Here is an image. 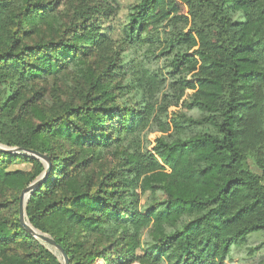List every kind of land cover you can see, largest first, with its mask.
<instances>
[{"label":"trees","instance_id":"obj_1","mask_svg":"<svg viewBox=\"0 0 264 264\" xmlns=\"http://www.w3.org/2000/svg\"><path fill=\"white\" fill-rule=\"evenodd\" d=\"M114 3L0 0V143L50 161L26 218L68 264H224L264 230V0H140L119 43ZM44 168L0 151V264H62L19 220Z\"/></svg>","mask_w":264,"mask_h":264},{"label":"rangeland","instance_id":"obj_2","mask_svg":"<svg viewBox=\"0 0 264 264\" xmlns=\"http://www.w3.org/2000/svg\"><path fill=\"white\" fill-rule=\"evenodd\" d=\"M70 0H60L59 11L64 10L66 3ZM74 1V0H71ZM140 0H115L113 7L108 12V16L104 17L98 22L100 27V32L105 35L114 43H119L123 38L124 28L128 22V13L131 6L139 3ZM128 56L127 52H125ZM161 67V74L165 77L166 86L164 90L166 91L168 87V81L171 79V75L168 69L163 66V61H159ZM124 81V80H123ZM130 90L129 93L124 95L123 101H134L136 96ZM168 112L174 115H187L196 117V113L192 110L186 108L182 102L171 103L168 107ZM162 135L161 130L156 125V123H149L147 127L140 133L141 150H150L155 143L156 137ZM252 169L257 173L261 174L260 170L255 166L251 165ZM30 166L28 164H13L10 169H28ZM139 195V208L144 209L145 206L152 203L153 201L161 198L160 192L152 193L150 190H137ZM48 246V245H46ZM54 252V249L48 246ZM57 256L62 261V256L57 251ZM264 263V230L258 232H252L246 236L245 243L240 246H232L224 264H260ZM163 264V263H162Z\"/></svg>","mask_w":264,"mask_h":264},{"label":"water","instance_id":"obj_3","mask_svg":"<svg viewBox=\"0 0 264 264\" xmlns=\"http://www.w3.org/2000/svg\"><path fill=\"white\" fill-rule=\"evenodd\" d=\"M0 151L10 153V154L19 153L20 151H24L28 153L30 156L40 159L42 163L44 164V167H45L44 170L38 175V177L34 181H32L26 188H24L21 193L20 201H19V220L21 221L23 227L31 235L36 237L43 244L48 245L51 248H53L55 254L57 253V251L60 253V255L62 256V261H61L62 264H68V258L65 252L62 250V248L48 234L43 233L40 230L31 226L26 218L25 205L29 198V195L35 188H37L40 185V183L44 180V178L47 176L49 172L50 161L48 157L45 154H40L33 150L21 149L19 147H7L1 143H0Z\"/></svg>","mask_w":264,"mask_h":264}]
</instances>
